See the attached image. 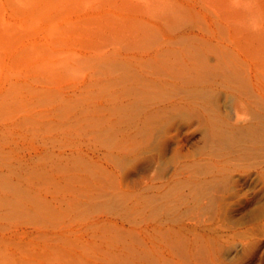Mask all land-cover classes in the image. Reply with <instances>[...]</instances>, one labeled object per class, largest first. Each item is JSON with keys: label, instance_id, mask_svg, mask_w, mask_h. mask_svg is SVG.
Returning a JSON list of instances; mask_svg holds the SVG:
<instances>
[{"label": "rangeland", "instance_id": "obj_1", "mask_svg": "<svg viewBox=\"0 0 264 264\" xmlns=\"http://www.w3.org/2000/svg\"><path fill=\"white\" fill-rule=\"evenodd\" d=\"M0 264H264V0H0Z\"/></svg>", "mask_w": 264, "mask_h": 264}, {"label": "bare ground", "instance_id": "obj_2", "mask_svg": "<svg viewBox=\"0 0 264 264\" xmlns=\"http://www.w3.org/2000/svg\"><path fill=\"white\" fill-rule=\"evenodd\" d=\"M97 1V0H96ZM64 5V4H63ZM109 18V17H108ZM105 20V19H104ZM87 23V22H86ZM81 31V30H80ZM55 225V224H54ZM166 231V230H165ZM162 235V234H161ZM53 239V238H52ZM154 245V244H153ZM49 259V258H48ZM29 261V260H28Z\"/></svg>", "mask_w": 264, "mask_h": 264}]
</instances>
